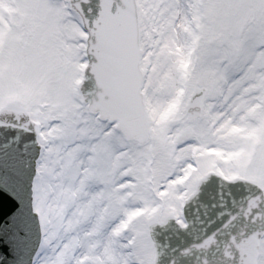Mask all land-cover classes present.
I'll list each match as a JSON object with an SVG mask.
<instances>
[{"label": "snow or ice", "instance_id": "6c2138e0", "mask_svg": "<svg viewBox=\"0 0 264 264\" xmlns=\"http://www.w3.org/2000/svg\"><path fill=\"white\" fill-rule=\"evenodd\" d=\"M0 264H264V0H0Z\"/></svg>", "mask_w": 264, "mask_h": 264}]
</instances>
